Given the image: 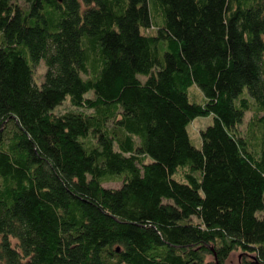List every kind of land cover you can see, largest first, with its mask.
<instances>
[{
    "label": "trees",
    "instance_id": "1",
    "mask_svg": "<svg viewBox=\"0 0 264 264\" xmlns=\"http://www.w3.org/2000/svg\"><path fill=\"white\" fill-rule=\"evenodd\" d=\"M236 248L264 264V0H0V260L227 264Z\"/></svg>",
    "mask_w": 264,
    "mask_h": 264
},
{
    "label": "rangeland",
    "instance_id": "2",
    "mask_svg": "<svg viewBox=\"0 0 264 264\" xmlns=\"http://www.w3.org/2000/svg\"><path fill=\"white\" fill-rule=\"evenodd\" d=\"M44 69H45L44 61L43 59H39L37 63H35V65L33 66V78L37 83L41 81L43 77ZM189 92H190V95H192L193 97H196L197 99H201L202 97V93L200 89L195 84L190 85ZM69 105L70 104H69L68 99L65 98L62 100L60 104H58L55 107V110L62 111L63 109L69 107ZM251 113H252V107L244 112L242 121L239 123V128L242 132L245 130L247 120ZM210 121H211L210 114H197L192 119H190L188 123L186 124L190 139L192 143L195 144L196 146H199L201 143L200 129L203 128ZM119 183H120V178L118 177H112V178H108L104 180V184H107V185L116 186ZM242 255H244V252H242L239 248H236L230 251L228 258L226 260L227 264H244L241 261ZM248 256L249 255H247V257ZM0 264H5V263L2 260H0Z\"/></svg>",
    "mask_w": 264,
    "mask_h": 264
},
{
    "label": "water",
    "instance_id": "3",
    "mask_svg": "<svg viewBox=\"0 0 264 264\" xmlns=\"http://www.w3.org/2000/svg\"><path fill=\"white\" fill-rule=\"evenodd\" d=\"M254 264H261V263L256 260Z\"/></svg>",
    "mask_w": 264,
    "mask_h": 264
}]
</instances>
